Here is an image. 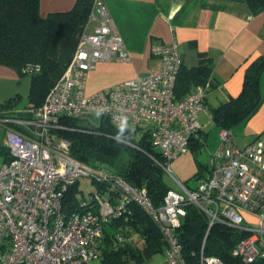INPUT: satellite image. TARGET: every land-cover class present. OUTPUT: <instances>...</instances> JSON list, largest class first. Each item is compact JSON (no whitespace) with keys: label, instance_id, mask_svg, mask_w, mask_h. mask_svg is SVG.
<instances>
[{"label":"built area","instance_id":"obj_1","mask_svg":"<svg viewBox=\"0 0 264 264\" xmlns=\"http://www.w3.org/2000/svg\"><path fill=\"white\" fill-rule=\"evenodd\" d=\"M151 54L158 63L146 76H136L92 94L85 93L88 72L98 62L130 61L106 7L93 0L76 46L63 71L49 88L41 105L29 118L0 117L4 125L6 160L0 163V264H91L99 261L106 225L136 204L158 226L165 243L160 264H185L178 228L193 205L214 224L244 230L248 235L232 250L243 263L264 259V134L238 147L231 130L220 128V145L209 158L207 175L189 186L175 178L171 161L189 149L190 139L201 131L199 115L211 120L205 97L211 78L177 100L174 88L183 65L173 36L154 43ZM40 71L26 64V74ZM98 115L117 128L147 133L160 158H149L171 176L179 191L170 189L155 206L146 187H134L103 165L90 166L70 154L71 143L59 136L60 117ZM90 119V118H89ZM126 144L132 143L121 140ZM80 177L102 184L105 193L81 201L64 211V199ZM252 216L254 223L246 221ZM246 222L244 224L243 222ZM116 233L121 243L140 244L137 233ZM200 264H224L201 249Z\"/></svg>","mask_w":264,"mask_h":264},{"label":"trees","instance_id":"obj_2","mask_svg":"<svg viewBox=\"0 0 264 264\" xmlns=\"http://www.w3.org/2000/svg\"><path fill=\"white\" fill-rule=\"evenodd\" d=\"M91 2L92 0H77L67 11L49 12L46 16H41L39 0H0V64L23 75L26 74L23 72L26 64L40 67V71L30 74L28 98L34 103V107L44 101L54 82L50 73L58 67V63L48 56L50 43L81 28L87 20ZM245 4L251 14L264 10V0H245ZM263 68L264 57L253 60L246 68L239 95L210 109L211 121L219 128L231 130L238 122L256 112L263 101L259 89ZM209 77L210 59L200 54L196 65H182L174 88L175 98H184ZM13 98L0 103V110L10 108L12 101L16 100ZM81 120H87V124L84 125ZM59 122L67 129H58L56 132L70 141V154L73 158L90 166L103 165L130 185L146 187L155 206L163 203L170 188L164 180L165 173L161 167L147 154L160 158L158 151L152 148L147 133L140 136L136 130L117 128L105 118H100L97 124L88 118L70 117H60ZM121 140L133 145L123 144ZM204 143V136L192 137L189 148L200 149ZM2 148L0 146V150ZM197 178L198 173L195 175V179ZM95 184V190L82 199L76 197L74 191L78 188L73 185L63 201L64 211L77 209L81 201L94 200L95 194L103 195L105 190L102 184ZM207 225V218L202 212L193 205L186 206V215L177 230L185 264H200L201 249L204 255L218 256L224 264H245L232 255V250L248 233L223 224H214L207 230ZM121 229L124 236L134 232L144 241L141 244L121 243L115 236ZM164 247L158 226L136 204L130 202L128 209L106 225L99 248V264H144ZM249 264H264V259H257Z\"/></svg>","mask_w":264,"mask_h":264},{"label":"crops","instance_id":"obj_3","mask_svg":"<svg viewBox=\"0 0 264 264\" xmlns=\"http://www.w3.org/2000/svg\"><path fill=\"white\" fill-rule=\"evenodd\" d=\"M76 1L39 0V14L46 16L49 12L67 11ZM98 1L110 14L130 55V61L98 62L88 72L86 94L109 89L136 76L148 75L158 63L157 58L151 54L152 44L167 43L174 36L184 66L196 65L200 54L210 59L211 85L205 97V106L210 110L230 97L238 96L247 66L256 58L264 57V10L258 14L249 13L245 0ZM79 32L80 28L50 43L48 56L58 63L57 69L50 73L54 81L59 78L65 63L73 55ZM22 75L0 64V103L20 96V87L16 83L23 80ZM30 83L31 78L28 81L26 99L18 97L19 100H15L17 102L11 100L10 108L0 110V117L31 116L34 103L28 98ZM259 89L263 101L256 112L231 129L238 147H244L264 134V68L259 78ZM198 120L202 128L197 137L204 136L206 144L213 122L203 113ZM217 129L220 128L217 126ZM3 142L4 138L0 144L3 147L0 150V163L7 158ZM245 219L250 222L255 220L250 215H245ZM164 251L165 247L159 252L160 258L156 257L159 253L151 256L150 264L162 263Z\"/></svg>","mask_w":264,"mask_h":264},{"label":"rangeland","instance_id":"obj_4","mask_svg":"<svg viewBox=\"0 0 264 264\" xmlns=\"http://www.w3.org/2000/svg\"><path fill=\"white\" fill-rule=\"evenodd\" d=\"M30 77V74H24L21 77L23 80L20 81V83H16V86L20 87V96H18L19 98L26 99V94L29 87L28 81ZM18 97H14L13 100L17 99ZM3 103H5V101L2 100L1 104ZM89 121L91 120L89 119ZM81 123L86 125L87 120H81ZM219 130L217 129L216 124L213 123L209 128L206 144L204 143L200 149L190 147L186 153L180 154L171 161V171L175 178L179 179L181 182L187 183L189 186H194L198 181L195 179L196 173H198L199 176H202L208 172L209 155L214 153L220 145ZM3 138V125L0 123V144ZM1 161L2 156L0 155V162ZM164 180L170 189L176 191L180 190L174 179L168 174H164ZM77 188L78 189H75L74 191L75 195L78 199H82L83 196L88 197L89 193L95 190L96 184L89 177H80L77 183ZM243 223L246 224L245 221ZM160 256L161 253H159L156 257L160 258ZM150 263L151 259H147L145 261V264ZM91 264H98V261L93 260ZM131 264L134 263L131 262Z\"/></svg>","mask_w":264,"mask_h":264},{"label":"water","instance_id":"obj_5","mask_svg":"<svg viewBox=\"0 0 264 264\" xmlns=\"http://www.w3.org/2000/svg\"><path fill=\"white\" fill-rule=\"evenodd\" d=\"M89 118H90V120L94 123V124H97V123H99V116L98 115H95V116H89ZM121 143H123V144H126L125 142H123V141H120Z\"/></svg>","mask_w":264,"mask_h":264}]
</instances>
